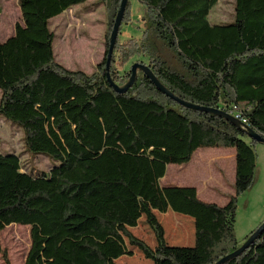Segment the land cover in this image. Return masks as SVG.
Here are the masks:
<instances>
[{"label": "trees", "instance_id": "1", "mask_svg": "<svg viewBox=\"0 0 264 264\" xmlns=\"http://www.w3.org/2000/svg\"><path fill=\"white\" fill-rule=\"evenodd\" d=\"M87 1L19 0L22 22L0 42V116L23 129L27 150L37 153L27 121L15 113L19 108H72L75 125L73 151L47 171H24L19 154H0V231L11 224L31 227L23 264H119L122 256H133L127 240L153 264H215L258 228L237 239L238 195L221 206L201 199L194 186H163L161 179L169 164L189 163L201 147H231L240 194L254 177L258 142L218 114L174 101L142 71L121 94L108 81L106 57L91 74L58 62L50 21ZM99 1L108 48L121 0ZM138 1L140 33L120 38L132 17L129 1L113 80L123 85L133 63L146 64L188 102L227 112L240 108L264 136V0H235L234 20L223 24L209 18L219 0ZM171 210L193 218V246L168 243L155 211ZM143 217L155 247L129 229ZM224 264H264V231Z\"/></svg>", "mask_w": 264, "mask_h": 264}, {"label": "rangeland", "instance_id": "2", "mask_svg": "<svg viewBox=\"0 0 264 264\" xmlns=\"http://www.w3.org/2000/svg\"><path fill=\"white\" fill-rule=\"evenodd\" d=\"M88 1L75 5L72 10L61 15L58 21L50 24V27L56 33L54 51L57 61L67 68L81 69L91 74L105 56L107 21L104 5L99 0ZM130 3L134 26L127 31L125 30L128 28L127 24H123L121 36L119 35L123 40L140 33L137 26L140 24L143 6L138 0H130ZM7 4H10V10L5 7ZM0 11L2 29L0 41H4L12 34L16 22H22V15L17 10L16 0H0ZM234 15L235 0H219L209 18L213 24H223L232 22ZM117 65L120 66V63ZM46 108L48 109L19 108L15 111L27 121L37 153L27 150L23 129L0 116V154L4 152L19 154L24 171L34 174L47 171L53 163L63 161L75 146L73 109ZM255 148L257 161L254 177L249 187L240 194H237L235 185L236 149L224 146L199 148L189 164H169L161 183L165 185L168 179L182 182L184 185L195 183L201 191L200 198L221 206L227 204L230 196L238 195L235 232L237 239L243 241L251 231L264 222V143L258 142ZM182 167L185 168L176 170ZM157 215L171 246H193L195 242L193 218L172 210L168 213L158 212ZM183 223H186L185 228L181 227ZM129 229L136 237L155 247V234L145 217L141 218L137 227ZM31 243L30 226L21 224L7 226L0 231V264H7V261L10 264H23ZM127 246L133 251V256H122L117 263L153 264L152 260L147 259L142 251L131 245L128 240Z\"/></svg>", "mask_w": 264, "mask_h": 264}, {"label": "water", "instance_id": "3", "mask_svg": "<svg viewBox=\"0 0 264 264\" xmlns=\"http://www.w3.org/2000/svg\"><path fill=\"white\" fill-rule=\"evenodd\" d=\"M130 0H121L119 10L115 16V20L113 23V28L110 33L109 41H108V48L105 52L106 57V72H107V78L110 83V85L113 87V89L117 93H126L137 81L138 79V73L139 71H142L145 75H147L152 82L155 84V86L164 94H166L168 97L173 99L174 101L178 102L179 104L195 109V110H201L206 112H211L218 114L227 120L231 121L233 124H235L237 127H239L244 134H246L248 137L254 139L257 142L264 143V136L258 133L250 124L243 122L239 118L233 116L229 112L223 110V109H216L211 108L207 106L198 105L192 102H188L179 96H177L175 93L171 92L167 87H165L160 80L157 78V76L154 74V72L151 70V68L143 63L135 62L132 64L130 72L131 75L126 83L123 85L117 84L112 76H111V64H112V58L114 54V50L117 44V40L120 34V29L125 17L126 9L129 4ZM264 231V222L261 223V225L258 226V228L248 237V239L243 243V245L235 250L234 252L222 257L219 261H217L215 264H224L231 259H234L238 256H240L242 253L245 252L246 249L250 247V245L263 233Z\"/></svg>", "mask_w": 264, "mask_h": 264}, {"label": "crops", "instance_id": "4", "mask_svg": "<svg viewBox=\"0 0 264 264\" xmlns=\"http://www.w3.org/2000/svg\"><path fill=\"white\" fill-rule=\"evenodd\" d=\"M91 1V0H90ZM90 1H88V2H90ZM16 2H17V10L21 13V9H20V6H19V0H16ZM5 7H7V9H11V7H10V4H7V5H5ZM69 10H72V8L71 9H69ZM68 11V10H67ZM67 11H65V12H67ZM1 12V11H0ZM64 12V13H65ZM63 13V14H64ZM86 13H88V12H86ZM85 13V14H86ZM89 13H92V12H89ZM88 13V14H89ZM63 14H61V15H63ZM1 15V14H0ZM21 15H22V13H21ZM61 15H59V16H57V17H55V18H53V19H51V21H50V24H52L53 22H56V21H58V18H60V16ZM87 15V14H86ZM19 21H17L16 22V24L18 23ZM133 22H134V19H132L131 20V22H129V23H127V27L128 28H126L125 30H127V31H130L131 30V28L134 26L133 25ZM16 24H15V26H16ZM2 31V29H1V19H0V32ZM15 34V29L13 30V32H12V34L10 35V36H8L4 41H6L8 38H10V37H12L13 35ZM129 37V36H128ZM4 41H0V42H4ZM192 160H193V158H192ZM192 160L190 161V162H192ZM189 162V163H190ZM188 163V164H189ZM185 167H182V168H177L176 170L177 171H180V170H183ZM162 182V181H161ZM162 184V183H161ZM163 186H194V187H196L197 188V191H198V195H199V197H201V191H200V189H199V187L197 186V184H195V183H193V184H191V185H184V183H182V182H176L175 180H169L168 179V181L165 183V185L164 184H162ZM201 199H203V198H201ZM155 213L156 214H158V211H155ZM158 216V215H157ZM177 216H179V215H177ZM181 219V218H180ZM182 221V220H181ZM180 224V223H179ZM186 224V223H185ZM184 223L181 225V227L182 228H185L186 227V225H185Z\"/></svg>", "mask_w": 264, "mask_h": 264}, {"label": "built area", "instance_id": "5", "mask_svg": "<svg viewBox=\"0 0 264 264\" xmlns=\"http://www.w3.org/2000/svg\"><path fill=\"white\" fill-rule=\"evenodd\" d=\"M230 114H232L233 116L239 118L240 120H242L245 123H248L247 119L243 116L242 111L240 110V108H236V107H232L229 111ZM249 124V123H248Z\"/></svg>", "mask_w": 264, "mask_h": 264}]
</instances>
